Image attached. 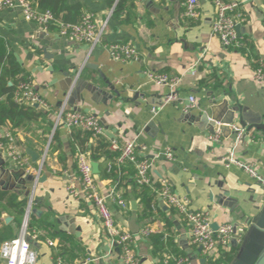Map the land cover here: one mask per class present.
<instances>
[{"label":"crops","instance_id":"1","mask_svg":"<svg viewBox=\"0 0 264 264\" xmlns=\"http://www.w3.org/2000/svg\"><path fill=\"white\" fill-rule=\"evenodd\" d=\"M152 1L151 8L137 0L123 13H112L109 0H68L69 5L78 4L84 13H93L100 23L108 24L102 45L91 53L89 45L61 38L55 28L44 30L27 21L20 9L0 11V38L47 105L36 108L44 112L45 118L27 124L15 137L31 169L37 168L39 161L34 163L27 150L42 156L51 141L41 176L45 180L36 187L33 205L40 214H31L36 220L45 219L48 229L41 231L43 240L32 244L37 264H57L58 259L64 264H122L120 249L107 237L91 204L74 199L67 190L71 185L80 189L78 151L74 149L76 130L51 127L49 132V125L55 126L57 111L68 96L70 108L98 117L107 140H116L121 146L136 141L138 151L139 146L147 148L140 154L150 159L171 148L175 160L155 161L150 172L152 181H167L178 196L189 199L191 209L208 210L213 225L231 223L242 231L244 223H251L256 216V208L263 205L264 191L258 181L237 164L225 163L234 153L236 160L255 166L264 177L262 140L248 137L245 142H237L223 135L219 141L211 140L210 129L204 126L201 131L194 116L210 113L224 100L264 115V81L255 79L259 62L264 59V0H226L239 2V11L246 16V21L238 24L243 46L237 49H225L212 33L216 19L213 0H200L196 20L185 15L187 0ZM117 43L132 45L138 52L137 59L114 60L106 45ZM151 72L178 77L176 94L183 100L194 96L198 108L184 113V104L165 103L172 90L156 85L148 77ZM214 75L218 80L210 81ZM152 108H158L157 115L152 114ZM151 122L158 131L146 130ZM3 131L8 130L0 127ZM4 158L19 180V188L7 192L26 197L29 183L25 179L31 174L26 172L21 177L22 169ZM98 164V189L106 196L114 185L100 177L101 164L107 162L103 159ZM119 193L122 196L124 190ZM223 195L226 197L220 204L218 199ZM127 198L129 209L122 210L112 202L109 206L117 222L136 237L140 264H163L162 256L153 253L151 238L140 236L145 228L154 234H169L190 264H202L204 256L190 244L186 224L176 212L156 198L159 210H154L151 219H144L139 200ZM231 198L239 201L235 209L230 207ZM133 201L137 203L136 211L132 209ZM242 209L247 214L244 219H240ZM2 218L17 238L21 229L14 217L5 213ZM184 236L186 241L182 240ZM47 240L54 241L55 246L49 247ZM231 247L234 258L237 250ZM0 264H4L1 259Z\"/></svg>","mask_w":264,"mask_h":264},{"label":"built area","instance_id":"2","mask_svg":"<svg viewBox=\"0 0 264 264\" xmlns=\"http://www.w3.org/2000/svg\"><path fill=\"white\" fill-rule=\"evenodd\" d=\"M216 7V19L212 26V33L217 37L225 49H237L243 46L238 38L236 27L246 21V16L239 11L240 4L237 1L226 2L223 0H213ZM186 17L198 19L200 16V0H187L185 3ZM9 9H20L27 21L37 23L44 30L55 28L59 37L71 39L79 44H87L91 53L95 48L102 45L104 34L107 31V22L100 23L93 13H85L79 22H65L55 17L51 10L39 11L34 9L26 0H0V11ZM115 7L112 8L113 13ZM110 56L121 62H127L137 59L138 52L130 44H110L106 45ZM148 77L158 86H166L172 90L165 103L179 102L184 104V113L192 112L198 108L197 99L190 96L183 100L176 94L180 79L170 77L166 74L148 73ZM255 79L258 82L264 81V59L260 60L258 69L255 73ZM68 96L60 106L56 114L54 130L59 127H66L69 130H83L91 134V142L100 136H104V127L98 117L92 114H85L70 108L68 105ZM16 100L20 103H26L29 106L36 104L41 108L47 105L35 91L32 81L26 80L19 86ZM186 101V103H185ZM158 108H152V114L155 116ZM239 132L238 140L242 137L244 131L237 127ZM221 133L218 131L210 137L211 140L219 141ZM51 141L48 143L44 154L39 160V165L31 169L28 159L16 144V139L9 131L0 132V154L12 160L13 163L34 177V183L31 193L28 197L29 203L26 209L24 223L20 235L11 240L4 242L0 246V259L4 264H37L38 255L32 244L39 240L40 232H34L33 236L28 235V221L32 214L35 203L36 187L42 176V171L47 161ZM138 146L136 141L129 142L123 146L119 145L116 140H111L110 149L118 152L119 156L116 161L109 165L110 169H121L127 163L135 166L139 184H145L151 187L158 200H161L165 206L173 209L180 216L187 227L190 244L202 249V255L207 261L218 262L223 255L231 252V244L235 238V226L231 223H225L213 228V221L208 210H193L190 201L187 198L178 196L172 189V186L165 180L154 183L150 177V172L154 168L155 161L165 160L172 162L175 160V153L171 148L166 149L161 155L153 159L142 156L140 152L146 151L145 146ZM77 163L79 171L80 189L73 185L67 188L71 197L91 204L93 209L99 215L107 237L113 242L121 253L122 264H140V257L136 251V237L117 222L109 206V202L115 203L123 210L127 208L126 201L121 197L114 185L109 193L104 196L99 193L97 175L93 170V161L88 151L78 152ZM227 166L237 164L245 170L254 179L264 191V177L257 171L255 166L240 163L236 160L234 153H230L225 159ZM158 185V187L156 186ZM153 234L149 228H145L140 233L141 237L148 238ZM49 247H54L52 240H47ZM206 261V262H207ZM163 264H190L188 257H178L175 255H165ZM57 264H64L58 259Z\"/></svg>","mask_w":264,"mask_h":264},{"label":"trees","instance_id":"3","mask_svg":"<svg viewBox=\"0 0 264 264\" xmlns=\"http://www.w3.org/2000/svg\"><path fill=\"white\" fill-rule=\"evenodd\" d=\"M26 1L36 10H51L56 18L65 22L77 23L85 14L83 12V7L78 4L69 5L67 2L68 0ZM136 1L137 0H109V4L111 8L115 7L114 13H123L126 6L129 4L134 6ZM26 80L14 55L8 50L2 38H0V127L7 128L14 138L17 136L16 134L19 130L27 127V124L31 122L38 123L40 119L45 118L42 110L36 109L34 106H29L26 103H20L16 100L19 86ZM212 80L218 79L214 75L210 81ZM10 83L12 84L11 86L9 85ZM49 126L50 132L51 127L53 130L54 125L51 124ZM55 136L56 134L53 137V143ZM74 141V149L78 152L88 151L93 162L99 163L103 159L107 162L105 166L101 164L100 177L102 179L111 180V183L117 186L118 192H120L121 189L124 190V194H122L121 197L127 203L126 209L130 208L127 202V196H132L136 200H139V212L142 213L144 219H151V217L154 216V210H159L158 202L156 203V194L150 186L139 184L135 166L131 163H127L121 169H110L109 165L113 164L119 156L118 152H114L110 149V140H107L104 136H100L91 142V134L89 132L76 130L74 132ZM156 186L158 187V185ZM28 203L29 199L27 197L20 198L16 193L0 190V225H2V228H0V246L4 242L16 238L11 227L4 224L3 215L5 213L12 215L19 229H22ZM173 212L175 211L173 210ZM165 222L167 225L170 224L169 220H165ZM45 224V219L36 220V218L31 215L28 221V235L32 237L34 232L41 233L42 230L47 231L48 229ZM38 238L39 240H43L45 236L41 233ZM150 238L153 253L156 256L161 255V261L165 255L186 257L177 249L172 236L169 234L161 232L157 234L153 233ZM222 257L223 258L218 262L207 261L206 264H230L233 259V253H227Z\"/></svg>","mask_w":264,"mask_h":264},{"label":"water","instance_id":"4","mask_svg":"<svg viewBox=\"0 0 264 264\" xmlns=\"http://www.w3.org/2000/svg\"><path fill=\"white\" fill-rule=\"evenodd\" d=\"M148 8L153 6L152 0H140ZM241 28V25H237V31ZM77 83V82H76ZM12 85L11 83L9 84ZM231 105L229 100H224L220 105L212 107L210 113H202L198 116H194V120L199 123L198 127L201 131H204L207 127L210 129L211 135H215L216 132H220L226 139H233L234 141L238 140L239 132L235 130L234 126L238 125L239 129L244 131L242 137L239 139L241 142H245L248 137L259 138L264 143V115L257 114L250 111L249 108L245 106L234 103ZM35 108H39V105H34ZM192 117L191 114H189ZM158 131L155 122H151L147 129ZM27 153L32 158L34 163H37L41 156L32 150H27ZM94 173L99 174V164L93 163ZM26 176V171L21 170V177ZM45 180V177L39 180V183H42ZM17 173L14 170H11L7 167V161L2 154H0V187L5 190H15L18 189ZM28 182L29 189H26L27 192L25 196L28 198L34 183L33 175L27 176L25 179ZM225 195L221 196L218 199L219 203L222 204ZM253 202L255 200L252 199ZM232 209H235L239 204V201L231 198L230 200ZM133 211L137 210V203L132 202ZM257 214L253 218L252 222H245L242 228V231L239 230V225L235 226V238L232 240V246L237 250L234 258L230 264H264V202L263 205L257 207ZM33 214H40L39 210L32 209ZM247 214L245 210L242 209V215L240 219L246 218ZM11 218L7 219V222H10ZM246 221V220H245ZM215 230L218 229V226L213 225ZM183 241L187 240L186 236L183 237ZM199 253H202V249L199 248ZM206 259H202L201 263L206 264Z\"/></svg>","mask_w":264,"mask_h":264}]
</instances>
